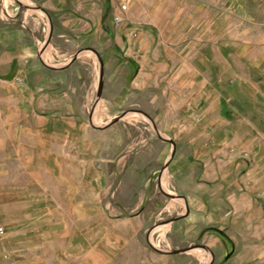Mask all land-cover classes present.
Masks as SVG:
<instances>
[{"label":"rangeland","instance_id":"rangeland-1","mask_svg":"<svg viewBox=\"0 0 264 264\" xmlns=\"http://www.w3.org/2000/svg\"><path fill=\"white\" fill-rule=\"evenodd\" d=\"M58 1L0 0L2 195L18 180L32 185L20 196L47 199L69 233L67 264L78 257L70 236L81 231L98 264H264V151L245 119L257 121L248 105L200 98L207 58L199 52L208 53L197 44L208 31L212 46L264 40V0H134L118 26L120 0H68L62 9ZM156 8L174 17V36L194 40L177 61L160 55L167 47L155 24L129 16ZM93 21L102 35L69 29ZM21 36L37 50L17 64L12 43ZM109 37L111 46H96ZM220 48L227 55L234 46ZM218 55L211 47L213 73Z\"/></svg>","mask_w":264,"mask_h":264},{"label":"crops","instance_id":"crops-1","mask_svg":"<svg viewBox=\"0 0 264 264\" xmlns=\"http://www.w3.org/2000/svg\"><path fill=\"white\" fill-rule=\"evenodd\" d=\"M72 1V0H70ZM130 0L127 11L135 7L134 0ZM136 6L143 7V3L140 0H136ZM58 8L62 9L67 4L68 0H59ZM158 8L162 7L161 3H156ZM76 7V4H74ZM55 8V4L52 6ZM156 11L154 14L140 13L138 10L135 13L129 15L136 23L152 22L159 30L160 38L158 45L167 49L161 50L160 55H171L175 61H177L176 52L179 47L190 46L194 43V40L187 38H177L174 36L175 27L174 17L169 19L163 16V11ZM162 10V9H160ZM124 15V17H125ZM167 20V23H164ZM170 22V24L168 23ZM148 23V24H152ZM66 24H68L66 22ZM87 27L83 28L79 24L75 26L66 27L72 32L82 33V30H95L99 31L98 35H102L101 31L102 23L99 22H87ZM204 28V27H203ZM179 29V28H178ZM210 29V19L207 18V30ZM181 30V29H180ZM169 32V34H168ZM179 32V31H178ZM204 32V29H203ZM1 33V31H0ZM209 31L207 38L204 37L197 41L198 43L206 44L205 49L200 50L199 54L202 55V60L206 57L207 60L203 62V68L200 69L203 83L198 85L202 86V93L200 98L206 102V105H235L237 109L238 105H248L250 108V117L255 115V121L245 119L250 122L256 129L260 137L257 138L259 147L264 151V40L262 41H244L243 38L235 37L234 39L224 38L220 44H214L216 48L211 45V39L209 37ZM138 35V33H137ZM99 39V40H97ZM96 38V46L109 47L114 43L112 38ZM130 41V39H128ZM221 41V40H220ZM12 43L13 49L11 51L12 57L16 58V63L29 62L32 59L36 50V42L29 37H17ZM72 47H77L82 44L80 41L73 40ZM2 37L0 36V93L2 92V78L3 71L1 69L2 64ZM220 46H234L232 51H229L227 55H224ZM170 47V48H168ZM175 47L176 49H174ZM211 47L214 52H218V62L213 63L215 66L214 72L212 71V63L210 61ZM102 51H105L103 49ZM231 51V52H230ZM186 52L184 48L182 54ZM164 54V55H163ZM188 56V55H187ZM185 59V58H183ZM188 61L194 62L192 58H186ZM166 61V59H165ZM183 70V69H182ZM183 72V71H182ZM184 72H186L184 70ZM185 75L184 73L180 74ZM218 79V83H211L212 76ZM2 120L0 118V135L2 134ZM2 142L0 139V264H67L66 254L68 251L72 252L73 248L69 247L67 238L69 233L64 229V225L61 224V219L50 218L49 205L45 203L47 199H35L34 197L20 196V190L24 188L29 189L31 183L24 185L20 184L18 180L10 181L5 186L10 190L8 197L2 195L3 183L1 182V176L3 174L2 159L4 156ZM18 149L16 142L15 153H11L10 158H18ZM264 157V152L261 156ZM11 174L18 172V162L16 165L10 167ZM37 207V208H36ZM51 221L55 224L52 227ZM56 237L62 240V243L53 245L51 247L50 238ZM71 238L79 239L75 246L74 251L78 255L75 264H98L95 259L94 252L89 248L87 243L83 240L87 238L84 236L83 231L80 234L71 235Z\"/></svg>","mask_w":264,"mask_h":264},{"label":"built area","instance_id":"built-area-1","mask_svg":"<svg viewBox=\"0 0 264 264\" xmlns=\"http://www.w3.org/2000/svg\"><path fill=\"white\" fill-rule=\"evenodd\" d=\"M127 8H128V1L120 0L116 11L113 13V22L116 26H118L124 19V15L127 11Z\"/></svg>","mask_w":264,"mask_h":264},{"label":"water","instance_id":"water-1","mask_svg":"<svg viewBox=\"0 0 264 264\" xmlns=\"http://www.w3.org/2000/svg\"><path fill=\"white\" fill-rule=\"evenodd\" d=\"M92 51L95 52V54L97 55V57H98V59H99V61H100L99 83L101 84L102 79H103V66H102V60H101V58H100V55L97 53V51H96L95 49H92ZM75 58H76V57L74 56V57H73V60H74ZM98 93H100V89L98 90ZM98 128H100V127H98ZM164 140H167V141H169V142L172 144V146H173V151H174V150H175V142H174L172 139H166V138H164ZM178 252H180V251H174V252H172V253H178Z\"/></svg>","mask_w":264,"mask_h":264}]
</instances>
